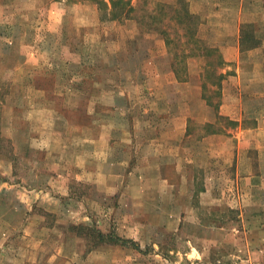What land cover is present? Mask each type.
<instances>
[{"label": "crops", "instance_id": "obj_1", "mask_svg": "<svg viewBox=\"0 0 264 264\" xmlns=\"http://www.w3.org/2000/svg\"><path fill=\"white\" fill-rule=\"evenodd\" d=\"M150 1L155 5L159 2L177 5L180 0ZM185 1L189 11L199 18L198 36L218 48L225 60L218 72L224 74L218 107L204 96L205 56L189 52L184 59L198 61V68L189 64L184 72L185 67L178 66L177 73L173 66L177 49L161 33L142 30L132 16L101 20L103 10L95 0L76 3L75 23L71 27L76 36L71 37L74 41L69 44L78 58L75 73L70 75L74 79L67 90L78 96L74 109L69 110L73 113L63 115L52 104L53 97L33 101L35 110H39L38 106L43 113L54 112L44 125L51 138L60 135L69 144L67 149L48 153L51 170L47 174L52 187H47L42 198L51 205L57 204L58 196L71 199L69 186L74 179L93 184L111 195L117 189L125 195L130 190L134 194L135 188L142 189L148 180L147 173L156 174L161 186L168 178L169 165L170 173L177 178L182 171L185 173L181 158L188 159L187 173L192 169L200 172L204 165L195 162L199 156L202 162L205 157H214L220 166L211 177L210 172L205 177V190H216L222 176L219 182L213 176L229 169L236 180L228 179L235 193H224L221 197L225 203L241 212L243 208L255 212V206H264V5L260 0ZM131 4L136 8V1L131 0ZM67 9L66 0H0V34H10L8 43L17 46L19 30L35 29L41 23L36 16L47 12L42 24L61 30L66 41L67 22L63 18ZM249 23L258 39L257 45L251 47L243 34L245 24ZM44 43L42 39L39 44ZM25 54L11 57L17 62L16 67L20 61L25 63ZM3 56L0 55V61ZM57 61L59 65H72L63 58ZM32 84L41 97L49 94L46 85ZM210 86L218 88L208 82L207 89ZM21 99L23 95L18 97ZM69 103L63 106L69 108ZM197 109L205 115L200 120L205 126L216 127L200 138L190 132ZM222 118L229 120L234 128H217L221 127ZM27 124L32 126L30 118ZM243 173L247 175L241 183ZM185 178L182 184L178 181L168 187L175 197L173 203L178 206L183 195L176 190L180 185L195 186L199 179L195 174L188 177V182ZM55 187L61 188L62 194ZM188 197H193L192 193Z\"/></svg>", "mask_w": 264, "mask_h": 264}, {"label": "rangeland", "instance_id": "obj_2", "mask_svg": "<svg viewBox=\"0 0 264 264\" xmlns=\"http://www.w3.org/2000/svg\"><path fill=\"white\" fill-rule=\"evenodd\" d=\"M79 1L84 0H66L69 8L63 18L67 22L66 41L61 30L42 24L47 12L36 16L41 23L35 29L19 30L17 46L8 43L10 34H0V55L4 54L0 61V136L4 139L0 143V264H264V206H255V212L245 208L241 212L225 203L221 196L235 193L228 179L236 180L229 169L213 176L217 182L222 176L216 190H205V177L209 172L211 177L220 168L214 157H205L202 162L197 156L195 162L203 163L204 167L200 172L192 169L191 173H187L188 159L181 158L186 172L179 173L178 178L170 173L168 164L169 174L163 187L156 174L147 173L148 180L142 189L135 188L134 194L130 190L125 195L117 189L111 195L93 184L74 179L69 186L71 199L58 196L57 204L51 205L42 198L47 187H52L47 174L51 170V150L60 152L69 144L60 135L51 138L44 125L54 112L43 113L38 106L39 110H35L33 101L53 97L52 104L63 115L73 113L69 110L74 109L78 96L67 90L74 79L70 75L75 73L78 56L69 43L76 36L71 27ZM133 1H136V18L155 7L150 0ZM260 4L264 5V0ZM161 27L166 28L177 44L178 57L182 59L179 66L185 67L184 72L189 64L198 68V61L185 60L193 52V45L187 42L189 37L184 36L182 27L168 18ZM14 32L17 34L18 30ZM243 34L248 45L254 38L258 40L251 23L245 24ZM197 37L200 38L198 34ZM42 39L44 45L39 44ZM21 52L26 53L25 63L20 61L16 67L17 62L11 57ZM61 58L72 65H59L57 60ZM212 79L217 80L215 76ZM32 83L46 85L49 94L41 97ZM21 95L23 99L18 100ZM205 95L215 105L222 94L210 86ZM65 102H70L71 107L65 108ZM195 114L190 125L193 136L200 138L213 131L212 128L215 130V126L209 128L200 121L204 113L197 109ZM29 118L32 126L27 124ZM221 124L217 128H234L226 118H222ZM193 174L199 179L195 186L180 185L176 192L183 196L181 204L176 205L168 187L178 181L182 184L185 177L188 182ZM240 175L241 183L245 182L247 173ZM210 180L214 185L213 179ZM55 191L62 194L61 188L55 187ZM189 193L193 197H188Z\"/></svg>", "mask_w": 264, "mask_h": 264}, {"label": "trees", "instance_id": "obj_3", "mask_svg": "<svg viewBox=\"0 0 264 264\" xmlns=\"http://www.w3.org/2000/svg\"><path fill=\"white\" fill-rule=\"evenodd\" d=\"M103 13L101 14V20H121L124 16L134 17V12L136 8L131 4V0H109L110 4L106 0H95ZM111 5V8H110ZM168 18L169 21H175L177 25L182 27L184 30V36H188L189 40L193 45V52L190 54H201L207 58L204 75H203V89L208 88V82L212 81L216 85L217 90H220L222 86V80L224 79V74H216V68L218 66H223L225 60L218 48L210 46L206 41L197 37V27H198V16L192 14L189 11L188 4L185 0H180L177 5L171 3L159 2L155 5L151 12L142 15L140 18H136L139 25H141L142 30L146 31H157L165 36L167 43L173 45L175 49L177 44L174 43L173 39L169 36V32L166 28H162L161 25L164 23L165 19ZM177 31V30H175ZM257 45L254 40L248 47ZM180 61L178 57V52H175V57L173 60V66L175 71L178 73V66ZM217 80H213V77ZM208 99L209 98L205 95ZM218 107V104L216 105ZM3 138L0 136V143H3Z\"/></svg>", "mask_w": 264, "mask_h": 264}]
</instances>
